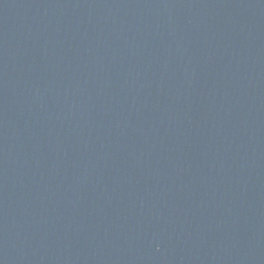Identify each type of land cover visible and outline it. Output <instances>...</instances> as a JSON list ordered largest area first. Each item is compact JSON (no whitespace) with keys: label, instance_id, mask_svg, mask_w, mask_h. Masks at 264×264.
<instances>
[{"label":"water","instance_id":"95a60500","mask_svg":"<svg viewBox=\"0 0 264 264\" xmlns=\"http://www.w3.org/2000/svg\"><path fill=\"white\" fill-rule=\"evenodd\" d=\"M0 264H264V0H0Z\"/></svg>","mask_w":264,"mask_h":264}]
</instances>
